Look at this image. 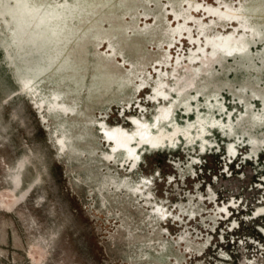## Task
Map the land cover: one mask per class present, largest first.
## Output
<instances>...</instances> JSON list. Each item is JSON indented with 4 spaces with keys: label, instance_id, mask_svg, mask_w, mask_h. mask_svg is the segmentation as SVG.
Segmentation results:
<instances>
[{
    "label": "rangeland",
    "instance_id": "rangeland-1",
    "mask_svg": "<svg viewBox=\"0 0 264 264\" xmlns=\"http://www.w3.org/2000/svg\"><path fill=\"white\" fill-rule=\"evenodd\" d=\"M0 264H264V0H0Z\"/></svg>",
    "mask_w": 264,
    "mask_h": 264
},
{
    "label": "bare ground",
    "instance_id": "bare-ground-1",
    "mask_svg": "<svg viewBox=\"0 0 264 264\" xmlns=\"http://www.w3.org/2000/svg\"><path fill=\"white\" fill-rule=\"evenodd\" d=\"M23 90V89H22ZM28 90V89H27ZM26 91V90H25ZM36 93V92H35ZM27 94V93H26ZM38 103V102H37ZM194 104V102L193 103H191V105H193ZM177 107V106H176ZM176 107H174V109H175V111H178V110H176ZM209 110L211 109V108H208ZM181 110H183V108H181ZM193 110V112L192 113H189V112H186V113H189V115L187 116V115H185V117H189V119L188 120H193L194 119V115H196V111H195V109H192ZM207 110V108H203V107H199L198 108V112L199 113H202V112H204V111H206ZM172 114V113H171ZM228 114V112L227 111H222V112H220V113H218V110H214L213 111V113L211 114L212 115V117H211V119H210V116H207V117H205V119L204 118H202L201 117V121H199V122H203L204 123V120H214V122H218V119L219 118H224L223 120L225 121V119L227 118L226 117V115ZM180 115V114H179ZM214 115H215V117H214ZM181 116V115H180ZM184 116H183V118H185ZM191 124V123H190ZM185 124H183V126H184ZM205 125V124H204ZM182 126V128H179V127H175V132H174V134H170L171 132L169 131V132H162L161 134H160V136L159 137H154V139L152 138V139H150V138H148V137H146L144 140L147 142H149V141H159V142H168V140H167V138H170L171 136H173V135H175L176 136V134L178 135V134H183V135H187L189 132H188V130L185 128V127H183ZM198 126V125H197ZM161 127L162 126H160L159 127V129H161ZM192 127H195L194 128V130L192 129ZM216 127V126H215ZM214 127V128H215ZM138 128V130H141V126H138L137 127ZM189 128L190 129H192L191 130V136H193L194 135V133H195V131H196V124L195 125H190L189 126ZM219 128V127H218ZM147 130V129H146ZM146 130H144L143 132H145ZM169 130H170V128H169ZM210 130V129H209ZM153 133L155 132V130H154V128H152V130H151ZM158 131V130H157ZM108 135H109V137H107V139H108V141L112 144V147H113V150H114V152H119V151H124V152H126V154L128 155V157H129V159H134V157H133V154H134V151H135V147L133 146V145H137V143H136V141H138L139 139L137 138L136 140H135V142L133 143V142H131V140H130V136H127V135H119L118 137H115V133L113 132V135H110L109 133H107ZM179 138L182 140V138H181V135H179ZM205 139L207 140L208 138H207V136L205 137ZM171 140V139H170ZM197 142H199V141H197ZM115 143H117L118 145L117 146H115ZM154 143V142H153ZM165 143V144H166ZM144 144V143H143ZM160 144V143H159ZM167 146V145H166ZM140 153V151L138 150L137 151V155Z\"/></svg>",
    "mask_w": 264,
    "mask_h": 264
}]
</instances>
